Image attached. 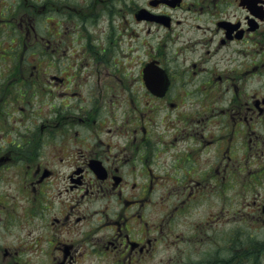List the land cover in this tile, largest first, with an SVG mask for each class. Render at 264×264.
Instances as JSON below:
<instances>
[{
  "label": "flooded vegetation",
  "instance_id": "flooded-vegetation-1",
  "mask_svg": "<svg viewBox=\"0 0 264 264\" xmlns=\"http://www.w3.org/2000/svg\"><path fill=\"white\" fill-rule=\"evenodd\" d=\"M136 1L0 0V264H264V0Z\"/></svg>",
  "mask_w": 264,
  "mask_h": 264
},
{
  "label": "rangeland",
  "instance_id": "rangeland-1",
  "mask_svg": "<svg viewBox=\"0 0 264 264\" xmlns=\"http://www.w3.org/2000/svg\"><path fill=\"white\" fill-rule=\"evenodd\" d=\"M137 4H143L145 2V0H137L136 1ZM236 11V9H235ZM107 27V23L104 22V21H100L98 24H96V27L93 29V31H100V30H104L106 29ZM94 36V34H92ZM140 40V38H139ZM144 42V40H143ZM134 58L136 59V61L133 60V63H130V68L132 69V73H135L134 69H135V64H137L136 62L139 61L140 59H144L145 56H144V53L140 50L138 52V54H135L134 55ZM129 62V61H128ZM127 66V63H124L122 64V67H125ZM138 66V65H137ZM130 73V74H132ZM134 75V74H133ZM263 127H264V124H263ZM261 147V146H260ZM250 159H262L264 160V154H261L259 153L258 155H253L251 157H249ZM261 160V161H262ZM261 164V163H260ZM259 165H250L249 166V170L250 171H254V170H258L259 169ZM248 169V168H247ZM262 170V169H261ZM244 174V173H243ZM264 174V172H262V175ZM263 181V184L261 185V187H259L257 189V192L258 193H264V178L261 180ZM239 189H235V191H230L227 193V197L225 196V199H221V196L218 194V197H217V206H219L220 203H222L223 201H225V205L226 207L231 210L232 212H237V211H240V212H251L250 211V205H252L251 200H252V196L254 197L255 192H253L251 195H245V193H248V192H244L241 190L240 186H239ZM255 190V189H254ZM252 190V191H254ZM0 192L1 194L0 195H11V193H14V191L10 190L8 188V186H5L4 184L1 185L0 187ZM244 193V194H241V193ZM158 195H155L153 198H152V202H153V205H159L157 204L158 203ZM253 201V200H252ZM207 202L205 200V203H204V206H207ZM153 212H158V208L156 206H153ZM154 218H155V215H153ZM234 215L233 214H230L227 218L228 219H232ZM6 218L8 217V220L6 221H3L1 220L0 221V246L1 245H4L3 247H6L8 249L11 250L13 244H15V242L13 241L14 240V235H18L20 238H22V233L20 232V226L24 227V220H20V218L18 216H15V215H12V214H9L8 216H5ZM4 217V218H5ZM12 217L14 218H17L20 222V225L19 224H16L17 221L16 220H13ZM235 217V216H234ZM16 224V225H15ZM230 226V227H229ZM233 226V224H229L227 225V227L231 228ZM263 236H264V230H263ZM46 245H44V247H41V250L45 248ZM2 247V248H3ZM36 255V257H35ZM21 258V257H20ZM19 258V259H20ZM44 260V258L42 257V254L40 251H38L37 254H33L32 255V259L30 260V263L33 264L34 261L40 263ZM84 264H100V261H96L95 258H90V259H87ZM148 264V263H147ZM150 264H168L167 262H165L164 260V253L162 255V253H159L158 256H156L155 258H153L151 261H150Z\"/></svg>",
  "mask_w": 264,
  "mask_h": 264
}]
</instances>
